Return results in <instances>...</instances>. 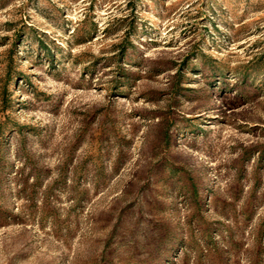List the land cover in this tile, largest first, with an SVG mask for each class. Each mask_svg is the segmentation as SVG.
I'll return each mask as SVG.
<instances>
[{
	"label": "rangeland",
	"instance_id": "374dc122",
	"mask_svg": "<svg viewBox=\"0 0 264 264\" xmlns=\"http://www.w3.org/2000/svg\"><path fill=\"white\" fill-rule=\"evenodd\" d=\"M0 264H264V0H0Z\"/></svg>",
	"mask_w": 264,
	"mask_h": 264
}]
</instances>
